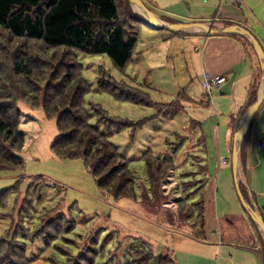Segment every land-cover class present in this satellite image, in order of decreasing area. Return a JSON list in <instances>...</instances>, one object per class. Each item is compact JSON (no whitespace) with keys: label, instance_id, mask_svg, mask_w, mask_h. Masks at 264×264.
<instances>
[{"label":"rangeland","instance_id":"374dc122","mask_svg":"<svg viewBox=\"0 0 264 264\" xmlns=\"http://www.w3.org/2000/svg\"><path fill=\"white\" fill-rule=\"evenodd\" d=\"M117 5L120 7V20H122L125 7L120 0H117ZM147 28L141 27L132 60L123 70H118L105 55L74 52L81 65L82 77L90 88L88 93L83 94L84 108L92 114L90 124L105 133L116 151L128 161V167L135 179L136 199L114 200L110 195L102 193L81 159H57L51 151V145L58 137L55 118L47 119L41 108L31 109L25 102L20 101L18 108L23 115L19 121V128L25 135V143L20 155L24 159V165L19 171L0 170V192L6 193L1 194L0 264H62V262L92 264L94 259H96L95 264H121L125 252L136 243V240L126 239L125 236L145 237L156 248L158 245L163 243L167 245V242H170L168 225L174 220L178 221L174 198L180 196L177 193L183 187L180 183L187 184L189 181L194 179L198 181L203 177L181 176L182 173L191 171V168H196L190 164H183L181 158L189 154L187 147L183 146L178 153L177 161L180 160L175 173H169L166 180H161L162 182L157 184L161 194L169 201L157 208L146 198L150 192L146 190V168L140 157L148 149L156 148L159 153H168V147L164 144L165 138L169 142H175L173 131L185 133L186 131L182 129L190 127L188 119L192 117L193 111L184 107L181 113H162L158 116L154 108L117 98L124 96V91L131 94L134 91L130 88L139 87L147 94L148 101L169 103L176 97L177 87L190 83L195 90H198L202 80L196 75L197 66L194 61V66L189 68L190 70L184 66L188 52L184 53L185 58L176 56L172 48L167 49L169 40L163 42L162 31H152ZM8 40L6 35L0 36L2 77L7 74L9 76L16 56L24 57L29 59L28 66L32 72L34 71L33 76L40 80L41 89H45L47 77L42 80L40 77L42 72L37 73L44 65L39 60V57L43 56L44 47L40 43L27 44L19 40L10 43ZM52 52L54 53V50L48 52L50 58ZM62 76L59 72L56 77L51 76L49 82L53 83L55 80L63 82ZM76 76L75 71L74 78ZM17 80L18 78H16L18 86H25L23 77ZM58 81L50 87L62 89L63 84ZM7 82H10V78ZM192 86L188 87L190 91L194 90ZM18 90L15 89L14 94ZM91 106L100 107L105 117L114 122L106 124L103 120L98 121L100 116L95 114ZM31 117H34V122ZM144 118H148L145 125L141 123ZM129 121L134 124H128ZM180 165L183 167H179ZM48 183L50 186L46 187L45 184ZM28 185L31 187L29 188ZM27 200H31L29 211L24 209L25 203H29ZM46 211L49 212L48 216H45ZM60 212L74 222L75 227L71 229V226H68L69 239L58 240L53 244V240L44 233L35 241L33 236L29 235L26 240L27 245H22L19 240L13 242L11 239L10 233L14 225L18 228V233L22 232V236L27 232H35L37 228L39 232L54 218L52 214L56 215ZM62 226L65 227L66 224ZM93 235L97 236L100 245L104 248L105 258L100 256L103 261L96 258L97 253L96 255L86 253L85 249L89 250V247L97 244L95 239L90 243ZM119 242L123 244H118ZM57 250L60 251L59 255H65L68 259L56 257L54 252Z\"/></svg>","mask_w":264,"mask_h":264},{"label":"trees","instance_id":"16d2710c","mask_svg":"<svg viewBox=\"0 0 264 264\" xmlns=\"http://www.w3.org/2000/svg\"><path fill=\"white\" fill-rule=\"evenodd\" d=\"M120 2L125 7L122 20H120V7L117 5V0H0V36L6 35L10 43L16 40L25 41L27 44L40 43L44 50L39 60L44 65L37 73L42 72L40 74L42 80L47 77L45 89L42 90L40 80L36 79L35 75L33 76L34 71L32 72L28 66L30 65L29 59L18 56L12 64L10 77L8 74L2 77L0 73V170L19 171L23 168L24 159L20 153L24 147L25 135L19 128L23 113L18 108V102L23 101L31 109L41 108L45 118H55L58 137L53 141L51 151L57 159H81L102 193L110 195L114 200L136 199L135 179L128 167V161L116 151L105 133L90 124L92 114L84 108L83 99V94L88 93L90 88L82 77L81 65L74 53L105 55L118 70H123L129 65L138 41L139 31L141 27L147 26L133 12L130 0H120ZM173 35L174 33L170 32L168 37ZM49 50H54L51 58L48 56ZM75 71L77 76L74 78ZM59 72L63 75L61 77L63 82L55 80L53 83L61 82L63 87L62 89L51 88L50 85L53 83L49 82L50 77H56ZM21 77L24 78L25 86L20 87L17 85L16 78L19 81ZM9 78L10 82H7ZM15 89H19L16 94H14ZM130 89L134 93L127 94L124 91V96L121 98L114 97L136 105L154 108L158 116L162 113H181L184 111V103L191 101L185 90H181L169 103H153L148 101L147 94L139 87ZM91 107L95 114L100 116L98 121L103 120L106 124L114 122L105 117L100 107ZM147 121L148 118H144L140 122L145 125ZM194 123L191 120L190 127L182 129L186 131L185 133L173 131L172 136L175 142H169L165 138L164 144L168 147V153H159L155 148L148 149L140 157L146 168V190L150 192L146 198L157 208L169 202L167 197L161 194L157 184H160L161 180H166L169 173H175L180 160L177 161L178 153L183 146L187 147L189 153L181 158L183 164H190L196 168H191V171L182 173L181 176L201 175L202 177V174L206 172V166L202 165L199 151L203 137L196 134ZM128 124H134V122L129 121ZM36 180L39 179L36 178ZM201 180L194 179L187 184L180 183L183 186L177 192L180 196L174 198L178 212L177 222L187 223L194 227L199 223V210L198 212L194 210L199 201L194 202L192 199L196 194L194 192L200 187ZM45 185L50 186V183ZM28 187L30 188L31 185ZM1 194L6 193L5 191L0 192V206L2 205ZM27 201L29 203H25L24 209L29 211L31 200ZM22 213L23 211L20 214ZM48 215L49 212L46 211L45 216ZM52 215L54 218L39 232L37 228L33 233L23 232L24 236L22 232L18 233V228L14 225L10 233L11 239L13 242L19 240L22 245H27L26 240L29 235L33 236L35 241L41 237L42 233L47 234L53 240V244L58 240L69 239L68 226L72 229L75 227L74 222L68 220L62 212ZM62 224L66 226L63 227ZM37 233L38 235L35 236ZM95 236H92L90 243L95 239L97 244L90 245L89 250H85H87L86 253H92V255L97 253L96 258L101 260V255L105 258L104 248ZM125 237L129 240H136V243L125 252V258L123 257L124 261H121V264L173 263L170 252L163 246L158 245L156 248L152 242L142 236ZM3 242L9 243V241ZM24 248L26 251V246ZM59 253L60 251L57 250L54 255L66 258L65 255H59ZM262 254L264 256V249ZM91 263L95 264L96 259Z\"/></svg>","mask_w":264,"mask_h":264},{"label":"crops","instance_id":"0c3cea01","mask_svg":"<svg viewBox=\"0 0 264 264\" xmlns=\"http://www.w3.org/2000/svg\"><path fill=\"white\" fill-rule=\"evenodd\" d=\"M132 2L142 9L138 0ZM140 2L156 17L157 24L223 30L218 34L172 31L174 35L168 37L171 31L151 29L162 31L163 42L169 40L167 49L172 48L176 56L185 58L188 52L184 61L187 70L194 63L197 66L200 88L195 90L189 83L177 87L176 95L185 90L191 100L184 106L193 111L188 122L193 120L196 134L203 137L199 151L206 166L193 197L194 202L199 201L194 207L200 213L199 223L194 227L175 220L168 225L170 242L159 246L170 252L172 264H264V234L245 207L264 220V97L239 137L248 113L264 92V60L241 33L246 31L254 38L264 56V0ZM216 76L227 79L205 101L203 81ZM189 86L194 90L190 91Z\"/></svg>","mask_w":264,"mask_h":264},{"label":"water","instance_id":"95a60500","mask_svg":"<svg viewBox=\"0 0 264 264\" xmlns=\"http://www.w3.org/2000/svg\"><path fill=\"white\" fill-rule=\"evenodd\" d=\"M138 3L139 5L142 7V9L145 11V14L147 16V18H143L141 17L140 15H138L135 11V8L133 6V2L132 0H130V4L133 8V12L135 13V15L141 20V22L147 26L148 28L152 29V30H167V31H180V32H183V33H188V34H218L220 33L221 31L223 30H214V29H211V28H207V27H202L201 26H198V25H171V24H157V23H154L152 22L150 19H149V15L150 13L148 12V10L142 5V3L140 2V0H138ZM193 26H197V27H200L199 29H195ZM233 31V29H231ZM230 30V32H232ZM248 40H250V42L256 46V49L258 51V54L261 55V58L264 60V56H263V53H262V50L261 48L258 46V44L256 43V41L254 40V38H252L246 31H242V33ZM263 70H264V67H263ZM264 97V92L262 93V96L260 98V100L257 102V104H255L253 106V108L250 110V112L248 113L247 115V119L245 120V123L243 124L242 126V129L240 130L239 132V137H241V135L244 133L245 129H246V126L249 125L250 121H251V118H252V115L257 111V109L259 108L260 106V102L261 100L263 99ZM239 151V143L235 146V149H234V155H235V160L237 158V153ZM233 155V156H234ZM234 162V160H233ZM236 167V163L234 162V165ZM237 173L236 171V168H235V174ZM236 177V175H235ZM235 182H236V186H238L239 182L237 180V178H235ZM237 194L239 196V198L242 200V197H241V194H240V191L237 190ZM246 209L249 211V214H250V217L252 218V220H254V222L259 226L260 230L262 231V233L264 234V220L260 217H258L254 212L250 211L249 207L246 205L245 206Z\"/></svg>","mask_w":264,"mask_h":264},{"label":"built area","instance_id":"2783aa9c","mask_svg":"<svg viewBox=\"0 0 264 264\" xmlns=\"http://www.w3.org/2000/svg\"><path fill=\"white\" fill-rule=\"evenodd\" d=\"M226 79L227 78L225 76L206 77L204 79L203 88L205 90V101L210 100L209 98L211 97V91L220 87L226 81ZM261 145L264 146V137L261 140Z\"/></svg>","mask_w":264,"mask_h":264},{"label":"bare ground","instance_id":"6f19581e","mask_svg":"<svg viewBox=\"0 0 264 264\" xmlns=\"http://www.w3.org/2000/svg\"><path fill=\"white\" fill-rule=\"evenodd\" d=\"M135 2V1H134ZM135 4H133V6H134ZM136 6V5H135ZM134 6V8H135V11H136V13L138 14V15H140L141 17H143V18H147V16H146V14H145V11L144 10H142V9H140L138 6H136L135 7ZM137 9H139V10H137ZM148 19V18H147ZM149 19L152 21V22H154V23H159L158 21H157V19H156V17L155 16H151V15H149ZM196 29V28H195Z\"/></svg>","mask_w":264,"mask_h":264}]
</instances>
